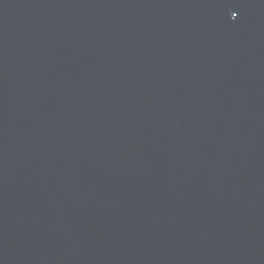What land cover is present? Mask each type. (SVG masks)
Wrapping results in <instances>:
<instances>
[{
    "label": "water",
    "instance_id": "95a60500",
    "mask_svg": "<svg viewBox=\"0 0 264 264\" xmlns=\"http://www.w3.org/2000/svg\"><path fill=\"white\" fill-rule=\"evenodd\" d=\"M0 264H264V0H0Z\"/></svg>",
    "mask_w": 264,
    "mask_h": 264
}]
</instances>
